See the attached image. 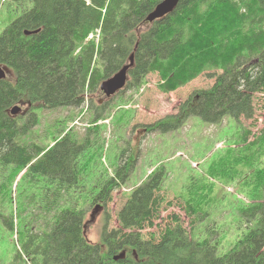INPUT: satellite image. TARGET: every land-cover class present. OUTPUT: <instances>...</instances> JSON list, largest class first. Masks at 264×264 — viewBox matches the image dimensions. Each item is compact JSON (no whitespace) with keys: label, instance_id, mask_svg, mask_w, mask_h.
<instances>
[{"label":"trees","instance_id":"16d2710c","mask_svg":"<svg viewBox=\"0 0 264 264\" xmlns=\"http://www.w3.org/2000/svg\"><path fill=\"white\" fill-rule=\"evenodd\" d=\"M160 1L0 0L9 13L21 11L0 33V65L12 77L0 79V195L15 182L17 196L21 181L29 184L43 175L50 188L41 204L54 211L41 231L17 229L11 264H264V128L253 134L243 130L232 144L236 148L229 145L228 155L186 183L180 197L188 229L173 213L163 228L143 233L165 201L160 165L129 191L117 212V227L109 228L104 210L100 241L85 238V206H105L133 162L127 156L111 175L93 162L95 156L102 161L99 132L104 120L113 118L108 116L113 96L139 89L148 74L157 75L161 92L203 72L214 76L211 86L189 94L177 113L145 125L147 131L168 132L190 115L209 123L226 116L251 119L254 97L264 92V0H178L171 12L147 21ZM130 55L124 87L95 101L97 92L103 94L100 83L128 64ZM20 102L29 105L27 111L12 115L10 108ZM85 103L91 120L83 135L61 126L53 144L27 139L39 120L37 107ZM236 180L237 192L245 197L238 221L223 225V212L219 220H209L224 202L216 185ZM5 222L13 230V215ZM234 226L244 229L230 237ZM219 247L226 248L219 253Z\"/></svg>","mask_w":264,"mask_h":264},{"label":"rangeland","instance_id":"374dc122","mask_svg":"<svg viewBox=\"0 0 264 264\" xmlns=\"http://www.w3.org/2000/svg\"><path fill=\"white\" fill-rule=\"evenodd\" d=\"M20 12V10H16L9 13L6 5H0V33ZM6 74L8 78H11L10 71L6 70ZM214 79L215 77L209 76L208 72H203L175 90L161 92L156 84L157 75L148 74L139 89H129L122 95H115L111 98L108 116L113 118L106 119L105 126L99 132L103 144L101 147L102 161H99L95 156L94 165L104 172L108 171L111 175L117 164L124 162L127 156H130L133 162L126 180L119 188L111 192V200L105 206L101 203L85 206L84 235L89 242L98 243L100 241L104 210L109 215V228L117 227V212L125 202L129 191L160 165L165 171L161 190L165 201L160 207L154 225L144 229L143 233L163 228L165 224L169 223L173 213L179 215L188 229V219L181 207L183 200L180 197L186 183L192 177L198 178L205 175L209 163L216 161L220 155H228L224 153V150L236 142L238 135L243 130L249 129L253 134L264 128V92L258 93L254 97L255 110L251 119L241 117L239 121H236L232 116H226L220 123H209L198 116L190 115L184 125L168 132L158 129L147 131L145 125L153 123L167 114L177 113L179 105L189 94L200 88L211 86ZM105 99L104 94L99 92L95 94V101L102 102ZM119 104L123 107L115 108ZM112 105L113 107H111ZM24 106V103L20 102V107ZM35 112L39 120L28 133L27 139L35 140L41 144H51L53 139L59 136L57 130L61 126L83 135L91 120L87 103L81 107H37ZM232 146L236 148V146ZM238 168L240 167L238 166ZM85 175L88 176L85 177V183H88L92 169H89ZM29 182V184L20 182L23 189L18 192L17 196H15L14 190L16 184L12 185L11 191L6 190L0 195V264H11L15 244L18 241L17 229L21 234L22 231L30 227L34 232L41 231L46 228V219H50L47 215L51 216L54 212L53 209L45 208L43 205L45 201L41 204L44 192L50 188V185L45 182V177L37 176ZM236 182L237 180L228 185L221 183L216 185L218 199L220 201L221 197H224V202H221V205L218 204L219 209L214 214V218L211 217L209 220L217 221L223 213H227L221 220L223 225H235L238 221L237 208L240 198L245 199V197L237 192ZM83 192L85 193L86 190ZM48 196L50 198L52 194L51 196L48 194ZM167 201H171V204H167ZM65 206L68 204H61L60 208ZM24 208L25 211H23ZM12 215L13 230L5 222V219ZM201 225H199L200 229H202ZM243 229V226H234L228 236L236 237ZM202 235L203 233L200 232V236ZM222 243L224 244V241ZM225 248L219 247L218 252H223Z\"/></svg>","mask_w":264,"mask_h":264},{"label":"water","instance_id":"95a60500","mask_svg":"<svg viewBox=\"0 0 264 264\" xmlns=\"http://www.w3.org/2000/svg\"><path fill=\"white\" fill-rule=\"evenodd\" d=\"M178 0H161L156 4L154 9L147 15L146 20L151 22L154 19L163 17L165 14L171 12L176 6ZM28 33V31H25ZM132 64V55L129 56V63L121 67L119 71L114 73L112 76L104 79L100 85V90L107 96H111L119 91L125 85L127 79V69ZM5 77V70L0 66V79ZM19 106H14L11 109L12 113L19 111ZM124 253L121 252L119 255H115L114 259L121 257Z\"/></svg>","mask_w":264,"mask_h":264}]
</instances>
